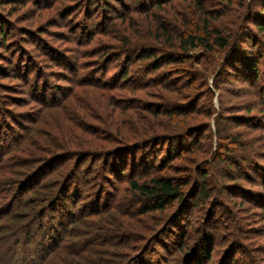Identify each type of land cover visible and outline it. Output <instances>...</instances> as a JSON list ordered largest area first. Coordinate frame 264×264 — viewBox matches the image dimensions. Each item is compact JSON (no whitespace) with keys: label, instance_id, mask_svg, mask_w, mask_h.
Wrapping results in <instances>:
<instances>
[{"label":"rangeland","instance_id":"374dc122","mask_svg":"<svg viewBox=\"0 0 264 264\" xmlns=\"http://www.w3.org/2000/svg\"><path fill=\"white\" fill-rule=\"evenodd\" d=\"M232 1L206 3L209 8L222 12L226 6L231 8L225 12L224 28L230 29L231 34L240 31V38L230 52H215L221 72L210 73L207 79L198 77L195 95L188 99L190 103L197 95L201 96L191 112L197 114L199 110V120H205V112L211 114L207 119L209 128L200 139L206 161L195 163L194 151L186 150L184 156L173 158L165 166L155 161V167H158L141 175L142 179L155 174L168 175L180 181L190 177L184 187V197L164 210L141 213L139 208L146 201L142 196L128 189L124 180L108 181L107 193L104 192L102 200H109L111 204L97 214H86L83 220L73 224L79 234L64 240L67 243L86 241L95 236L93 231L97 233L101 223L106 225L101 229L108 236L107 243H97L91 254L85 252L89 259L98 257L104 264H140V258L150 259L153 264H187L189 257L185 254L190 252V246L204 228H211L215 232L211 242L213 260L203 258L201 264H223L230 254L236 264H264V32H258L251 21L247 23L248 28H241L245 20L240 4L246 0ZM132 3L134 0H0V21L6 34L3 38L0 32V43L5 41L4 45L0 44V145L5 144V161L10 162V169L0 172L2 181L13 178L25 182L29 179L32 186L57 182L69 176L79 160L89 153L68 158L65 151L113 147L116 127L134 135L143 128L151 130L165 118L168 101L185 100L175 96L180 91L165 89L162 90L164 93L175 98L160 97L161 84L146 86L136 93H125L124 88L108 89L114 73L125 65V56L109 65L103 58L118 52V40L130 37L129 33L148 34L153 17L158 20L169 17L181 28L197 23L194 18L191 24L187 21L184 26V17L189 12L188 2H183L153 15L141 11L134 13L131 19L120 24L117 15ZM140 4L146 5L147 9L151 3L140 0ZM176 13H183L184 16H178L181 22ZM161 43L154 40L155 46L162 47ZM191 53L200 56L205 51L197 47ZM235 55L243 61L232 66L230 60ZM258 55L262 56L260 78L256 80L248 66ZM223 59H226L225 64H222ZM201 61L207 63L208 59ZM147 63L145 59L134 58L130 70H141L149 81L162 79L164 84L165 79H175L182 86L188 83L191 72H203L201 62L196 65L193 61L170 64L161 58V66L155 71L149 70ZM245 63L249 64L245 66ZM173 69L177 71L171 74ZM165 72L168 75H158ZM146 81L142 80L140 84L144 85ZM184 89L187 88H183V92ZM160 109H163L162 114L156 116ZM133 153L137 156L132 159L133 155L129 154L130 164L140 162L142 157L141 152ZM162 154H165L164 150L159 156ZM257 161L261 166L259 169L255 166ZM91 162L95 163L96 170L101 160L93 157L91 161L90 158L80 170ZM205 169L210 173L203 178L201 172ZM93 175L94 172L79 178H85V181L93 178L81 188L84 203L91 201L104 180ZM93 182L96 184L92 188ZM21 183L13 185V191L20 196L6 221L15 214L14 218L21 222L27 215L25 211L29 206L22 202L33 196V192L23 195ZM202 185L209 188V198L202 199L197 195ZM0 189L1 198L6 191L2 186ZM4 199L0 203L9 202L11 197ZM195 199L198 206L194 205ZM59 210L55 212L58 217ZM47 217L49 213L44 220V230L50 234L47 223L51 220ZM109 231L113 232L110 236ZM182 242L187 246H181ZM41 252L34 250L32 255L35 257Z\"/></svg>","mask_w":264,"mask_h":264},{"label":"trees","instance_id":"16d2710c","mask_svg":"<svg viewBox=\"0 0 264 264\" xmlns=\"http://www.w3.org/2000/svg\"><path fill=\"white\" fill-rule=\"evenodd\" d=\"M147 1L151 3L147 9L145 8L146 5L140 4V0H134V4L132 3L131 7L126 6L125 9H127L122 10L117 15L121 20L120 24L123 25L127 19H131V16L134 13H140V11L141 13L145 12L146 15H153L156 11L161 9L167 10V7H172L177 3L188 2L187 8L189 13L184 17V26L186 25L185 22L189 21L191 24L195 18V22L197 23L194 26H196V28L194 26L181 28L177 24V21L173 23L169 17L163 18L164 20L160 18L158 20L153 17L150 23L151 30L148 34L139 36L135 35V33H129L130 37H125L124 40H118L119 43L116 46L118 52L113 53L111 57L103 58L107 60H105L107 63L106 65H109L114 61L117 63L122 56H125V65L120 67L118 72L114 73L115 76L112 77L113 82L109 83L110 85H108V89L124 88L126 90L124 91L125 93H136L143 91L146 86L161 84L159 87L160 97H167L168 100L175 98L164 93L162 90L165 89L170 92L180 91L175 96L177 98L181 97L185 100L181 102L168 101L169 103H166L167 111H165V115H163L165 118H161L151 130L143 128L139 133L136 131V134L134 135L129 131L122 132L121 128L116 127V135L112 137V141H116V144H114L113 147H99L78 152L70 149L65 151L68 158L76 157L77 154L85 152L89 153H86L87 155H84L86 157L79 160L76 169H74L69 176L57 182L42 186L35 183L36 186H32L29 179H27V181L25 179V182L23 181L24 179L18 181L12 177V179H6L5 181L0 179V186L6 191V193L1 196L0 200L4 198L6 199L7 196H9V199L11 197L9 202L4 201L0 203V264H104V260L101 261L98 257L94 258V260L89 259L87 254H91L90 252L95 251L97 243H107L106 238L108 236H106L101 229L106 228V225L101 223L99 225L100 228L97 227V233L93 231L95 236H91L86 241L84 240V243L76 242L74 240L67 243L68 241L64 240L65 237L69 240V238H73L74 235L79 234L74 230L75 226L73 224H77L83 220V217L86 216V214H97L111 204V201L109 202V200H106L107 198L105 199L107 202L102 200L104 192L107 193V187H105L106 183L118 179L126 181L128 189L135 192V194L142 196L144 200H146L139 208L141 213H147L156 209L164 210L174 201L180 200L184 197V187L190 182V177L180 181L179 178L177 179L176 177L168 175L155 174L152 176H146L144 179L141 178V175L147 174L157 168L158 166L155 167V161L158 160L161 166H165V164L173 158L184 156L183 152L186 150L194 151L193 161H195V163L206 161L204 158L205 155L202 154V152L205 151V148H203L200 139L202 138L203 132L209 128V121L207 119L211 114L210 112H205L203 114L205 120H199V110H197V114L191 112L193 106L199 102L201 96L199 97L197 95L195 99H192L194 102L190 103H188V99L190 100L195 95L194 92L197 88L195 80L198 77L207 79L210 73L219 74L221 72L220 63L217 64V59H215V52L217 50H227L230 52L234 49V43L240 38V31H238L237 34H231L229 31L230 29L227 30L224 28V23H226L224 16L227 14L225 12L231 10V8L226 6L225 12L209 8L207 4H211L212 0ZM232 2L230 4H232ZM240 6L243 8L241 13H243L244 16L242 18L245 20V25L243 27L242 24L241 28H248L247 23L251 21L254 23L258 32H264V0H246L241 3ZM107 10L109 11L110 9L107 7ZM180 15H183V13ZM180 15L177 14L176 17L181 22L178 17ZM229 22L234 24V21ZM114 28H116V26H114ZM0 32L2 37L6 38L4 36L6 34L2 21H0ZM129 32H131V30H129ZM154 40L156 42H162V47L155 46ZM0 44L4 45L5 41H1ZM197 47H202L205 53H202L203 55L200 56L193 55L191 52ZM103 53L105 54V52ZM237 56L238 55H235V57L230 60L232 66L243 61L242 57L238 56L237 58ZM261 56L262 55L254 57L250 66H248L250 70L253 71V77H255L256 80L260 78L259 66ZM134 58L145 59L148 62V69L153 71L159 70L161 66V58L167 60L170 64L182 61H193L194 63L192 64L196 65L201 62L203 72H191L190 79L188 83H185V86L184 84L183 86L178 85V80L176 81L175 79H165V83L163 84L162 79L158 82H155L156 79L150 81L147 80L141 70H139V72L132 71V69L130 70V63ZM203 58H207L208 62L203 63L201 61ZM225 61L226 59H223V63H221L225 64ZM248 64L245 63V66ZM176 71L173 69L171 74ZM158 75L166 76L168 75V72L163 74L158 73ZM133 78L134 80H132ZM142 80H147L146 84H140V81ZM129 81L133 82H131V86H128L127 84ZM103 84L100 83V85ZM183 88L187 89H184L185 91L183 92ZM162 110L163 109L158 110L155 113L156 116L162 114ZM194 134H198L196 138H193ZM4 146L5 144L1 143L0 172L10 169V162H8V160L5 161L7 151L3 152ZM163 150L165 151V154L159 156ZM134 151L141 152L142 157L140 162H131L130 164L128 158L129 154L131 153V155H133L132 159L137 156L135 155L137 153H133ZM93 157H95L96 160H101L98 165L99 167L95 170V163L91 162V164L85 166V169L83 168L80 170L82 164H84L86 160H90V158L92 161ZM255 166L257 169L261 167L258 161L255 163ZM92 172L95 173V175H93L94 177L99 175V177H103L104 180L99 184L97 188L98 190L91 198V201L84 203L82 201L83 197L81 195V188L86 183L92 182L93 178L90 181H85V178L80 180L79 178L81 175H84V177L91 176ZM209 173L210 171L205 169L201 172V177H207L209 176ZM262 177L264 178V175H262ZM18 182H22V189L20 192H22L23 195L28 191H32L33 196L22 202L24 205L29 206L28 211H25L27 215L25 218L23 217L24 221H17L16 218H14L15 214L6 221L7 215L10 214L11 210L14 209L17 203L18 199L16 198L20 196V193L16 195V191H13V185ZM95 184L96 183L93 182L92 188ZM208 189L207 186L202 185L200 189H198L197 195L202 199L204 197L209 198L210 193L208 192ZM78 204H80V206L76 211L75 209ZM198 204L199 203L195 199L194 205L198 206ZM58 208H60L59 217L55 215ZM47 213H49V217L47 218L51 220V222L47 223L48 228H50L52 232L50 234H47L46 230H44V220ZM5 216L6 218L3 219ZM32 219L33 221H31ZM36 224L37 227H35ZM110 232L111 231H109L108 234L109 236ZM111 233L113 234V232ZM214 235L215 232L211 228H204L202 230L197 241L192 247L190 246V252L185 254L186 258L189 257L187 264H201L203 258H208V260L212 258L211 242ZM234 244L235 242H233L232 246H234ZM32 245L35 246V249ZM181 246H187V243L182 242ZM93 248L94 250L91 251ZM38 249L42 252L34 257L32 252H34V250L37 251ZM97 252L102 253V251ZM81 256H85L86 258H82ZM228 257L230 258L229 260ZM228 257V261L226 260L223 264H236L233 260V254H230ZM140 259V264H153L150 259ZM148 260H150V262ZM212 260L213 258L211 261Z\"/></svg>","mask_w":264,"mask_h":264}]
</instances>
